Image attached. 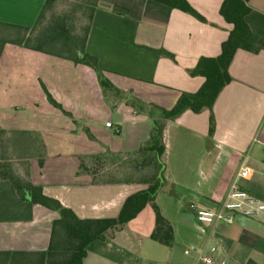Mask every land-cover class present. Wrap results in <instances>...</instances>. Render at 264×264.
Returning <instances> with one entry per match:
<instances>
[{
	"label": "crops",
	"instance_id": "obj_1",
	"mask_svg": "<svg viewBox=\"0 0 264 264\" xmlns=\"http://www.w3.org/2000/svg\"><path fill=\"white\" fill-rule=\"evenodd\" d=\"M185 1L205 22L156 0L89 1L95 7L85 52L120 94L102 91L85 65L5 45L0 53V162L10 163L17 176L39 185L79 219L117 217L126 198L146 186L109 178L120 174L123 169L115 166L126 165L152 128L148 115L123 98L132 95L172 108L180 93L201 87L204 79L190 72L199 58L220 54L231 29L219 14L223 0ZM44 2L0 0V22L31 27ZM247 6L246 23L263 48L256 54L236 51L228 68L233 81L212 108L213 137L206 109L185 111L166 123L165 185L156 203L173 227L172 246L150 239L154 214L146 206L107 239L89 244L82 264H203L184 251L208 248L214 240L231 264H264L261 219L237 215L230 225L199 224L187 207L221 203L242 165L252 175L241 186L264 202V0H249ZM45 90L78 125L47 101ZM56 219V212L20 200L10 183L0 180V254L47 252Z\"/></svg>",
	"mask_w": 264,
	"mask_h": 264
},
{
	"label": "trees",
	"instance_id": "obj_2",
	"mask_svg": "<svg viewBox=\"0 0 264 264\" xmlns=\"http://www.w3.org/2000/svg\"><path fill=\"white\" fill-rule=\"evenodd\" d=\"M56 1L45 0L31 27L0 22V27L12 32V35L7 34L5 38L0 40V53L2 48L9 44L71 60L74 64H82L91 68L102 91L120 94L119 90L105 77L96 58L85 52L89 21L95 5L90 3V0H84V6L89 8V13H87V21L82 28V33H79L76 23L69 18V11L63 12L62 15L53 14ZM156 1L170 8L189 13L198 20L205 22L185 0ZM248 1L223 0L219 14L227 24L231 25V29L227 39L221 44L220 54L214 58H199L195 68L190 72V75L200 76L204 79L196 92L180 93L176 103L170 109L147 104L132 95H126L123 98L126 104L136 112L148 115L152 122V128L148 139L140 146L136 154L125 162V166H121L123 170L120 174L115 179L109 178L113 179L111 180L113 182L137 183L146 186L144 190L126 198L117 217L79 219L70 209L63 207L59 201L45 196L39 185L17 176L11 170L10 163L0 162V180L9 182L20 200L28 201L32 205H41L58 214V219L52 223L47 252L35 254L1 253L0 257L4 259H1L0 264H82L89 244L96 240L107 239L113 231L125 226L146 206H150L154 214V228L150 239L167 248L172 246L174 241L173 227L163 216L156 203V196L165 185L163 135L166 123L177 119L185 111L198 114L206 109L209 111L208 135L209 138L213 137L215 120L212 108L223 88L233 81L228 68L236 51L244 50L256 54L263 48L261 37L250 31L245 20L249 12ZM45 94L47 101L54 108L73 120L72 115L66 112L46 90ZM73 122L78 125L76 121L73 120ZM84 132L90 140L95 141L87 129H84ZM0 133L3 131L0 130ZM102 156H94L92 159L97 162Z\"/></svg>",
	"mask_w": 264,
	"mask_h": 264
},
{
	"label": "built area",
	"instance_id": "obj_3",
	"mask_svg": "<svg viewBox=\"0 0 264 264\" xmlns=\"http://www.w3.org/2000/svg\"><path fill=\"white\" fill-rule=\"evenodd\" d=\"M107 127L111 124L106 122ZM252 170L242 165L233 178L225 199L214 208H202L194 202L188 204V210L199 224L221 223L230 225L235 216L261 219L264 222V202L245 190L240 182L248 180ZM208 248L192 247L185 250V254L194 253L198 261L203 264H231L230 257L224 253L217 240H214Z\"/></svg>",
	"mask_w": 264,
	"mask_h": 264
},
{
	"label": "rangeland",
	"instance_id": "obj_4",
	"mask_svg": "<svg viewBox=\"0 0 264 264\" xmlns=\"http://www.w3.org/2000/svg\"><path fill=\"white\" fill-rule=\"evenodd\" d=\"M83 2L84 0H57L54 4L53 14L62 15L63 12L69 11V18L76 23L77 32L82 33V28L87 21V13H89V8H86ZM10 32L11 31L0 27V40L5 38L7 34L9 36L12 35V32ZM120 167L121 166H115V168L118 169Z\"/></svg>",
	"mask_w": 264,
	"mask_h": 264
},
{
	"label": "water",
	"instance_id": "obj_5",
	"mask_svg": "<svg viewBox=\"0 0 264 264\" xmlns=\"http://www.w3.org/2000/svg\"><path fill=\"white\" fill-rule=\"evenodd\" d=\"M159 176H160V174H159Z\"/></svg>",
	"mask_w": 264,
	"mask_h": 264
}]
</instances>
